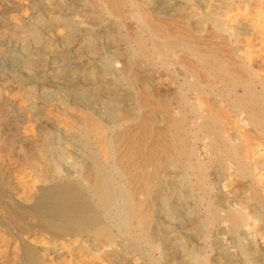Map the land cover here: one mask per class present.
Instances as JSON below:
<instances>
[{"label": "bare ground", "instance_id": "1", "mask_svg": "<svg viewBox=\"0 0 264 264\" xmlns=\"http://www.w3.org/2000/svg\"><path fill=\"white\" fill-rule=\"evenodd\" d=\"M257 44L264 0H0V264H264Z\"/></svg>", "mask_w": 264, "mask_h": 264}, {"label": "rangeland", "instance_id": "2", "mask_svg": "<svg viewBox=\"0 0 264 264\" xmlns=\"http://www.w3.org/2000/svg\"><path fill=\"white\" fill-rule=\"evenodd\" d=\"M258 45V44H257ZM259 46V45H258ZM259 47H261V48H259ZM259 47H257V50H258V53H260V54H262V52H263V55H264V44H261ZM259 50L261 51V52H259ZM166 76L168 77V72L166 73ZM166 90L165 89H160V93L161 94H166ZM225 91L224 90H222V93H224ZM92 146V148L94 149V150H97V146L96 145H91Z\"/></svg>", "mask_w": 264, "mask_h": 264}]
</instances>
